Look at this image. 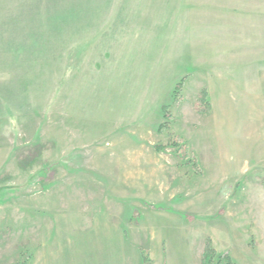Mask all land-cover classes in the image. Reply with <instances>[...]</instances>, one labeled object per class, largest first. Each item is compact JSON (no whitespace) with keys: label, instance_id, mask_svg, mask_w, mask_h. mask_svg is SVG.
Segmentation results:
<instances>
[{"label":"rangeland","instance_id":"rangeland-1","mask_svg":"<svg viewBox=\"0 0 264 264\" xmlns=\"http://www.w3.org/2000/svg\"><path fill=\"white\" fill-rule=\"evenodd\" d=\"M207 246L264 264V0H0V264Z\"/></svg>","mask_w":264,"mask_h":264},{"label":"trees","instance_id":"trees-1","mask_svg":"<svg viewBox=\"0 0 264 264\" xmlns=\"http://www.w3.org/2000/svg\"><path fill=\"white\" fill-rule=\"evenodd\" d=\"M180 89H181V83H178L173 91L174 96L180 92ZM175 99H177L176 96H175ZM198 102L203 104V107L205 108L209 107L208 93L205 89L200 90L198 94ZM162 112H163L164 123L159 125V129H161L162 127H167V124L170 118L168 106H163ZM170 145H172L173 147L182 146L185 149V151L187 150L186 149L187 145L183 141L182 143L171 142ZM188 162L192 163V165H196L195 162H193V160H188ZM142 257L143 259L145 257L143 250H142ZM144 262H145V259H144ZM201 264H236V263L227 254H223V255L217 254L214 248L207 246L202 254Z\"/></svg>","mask_w":264,"mask_h":264}]
</instances>
